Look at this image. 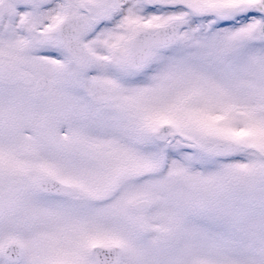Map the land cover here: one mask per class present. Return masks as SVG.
I'll return each mask as SVG.
<instances>
[{
	"label": "snow or ice",
	"instance_id": "6c2138e0",
	"mask_svg": "<svg viewBox=\"0 0 264 264\" xmlns=\"http://www.w3.org/2000/svg\"><path fill=\"white\" fill-rule=\"evenodd\" d=\"M0 264H264V0H0Z\"/></svg>",
	"mask_w": 264,
	"mask_h": 264
}]
</instances>
